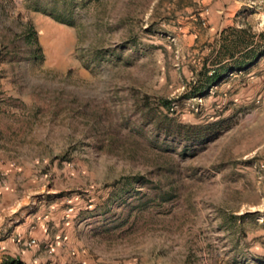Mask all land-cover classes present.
I'll return each instance as SVG.
<instances>
[{"label":"rangeland","instance_id":"374dc122","mask_svg":"<svg viewBox=\"0 0 264 264\" xmlns=\"http://www.w3.org/2000/svg\"><path fill=\"white\" fill-rule=\"evenodd\" d=\"M212 6L0 0V189L77 198L105 263L264 264V0ZM226 29L260 55L193 96Z\"/></svg>","mask_w":264,"mask_h":264},{"label":"crops","instance_id":"0c3cea01","mask_svg":"<svg viewBox=\"0 0 264 264\" xmlns=\"http://www.w3.org/2000/svg\"><path fill=\"white\" fill-rule=\"evenodd\" d=\"M240 1L213 0L207 36L219 37ZM56 188L39 182L33 187L0 189V263L11 259L22 264H115L80 250L79 221L75 220L79 201L54 198ZM31 240L36 244L27 247Z\"/></svg>","mask_w":264,"mask_h":264},{"label":"trees","instance_id":"16d2710c","mask_svg":"<svg viewBox=\"0 0 264 264\" xmlns=\"http://www.w3.org/2000/svg\"><path fill=\"white\" fill-rule=\"evenodd\" d=\"M228 29L221 33L219 50L217 51L216 60L213 62L211 68L206 65L202 66L199 73L202 81L195 87L192 85L193 96L199 95L202 87H209L213 85L218 79H221L222 74L230 70H243L248 67L260 55L257 49V43L247 38L246 30L229 29L231 33H236L237 37L225 35ZM0 264H22L19 261L4 259Z\"/></svg>","mask_w":264,"mask_h":264},{"label":"built area","instance_id":"2783aa9c","mask_svg":"<svg viewBox=\"0 0 264 264\" xmlns=\"http://www.w3.org/2000/svg\"><path fill=\"white\" fill-rule=\"evenodd\" d=\"M35 244H36L35 241L34 240H31V241H29V242L26 243V246L27 247H30V246H34Z\"/></svg>","mask_w":264,"mask_h":264}]
</instances>
